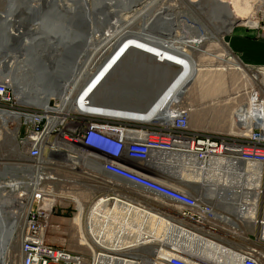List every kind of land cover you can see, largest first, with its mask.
<instances>
[{
	"label": "built area",
	"instance_id": "2783aa9c",
	"mask_svg": "<svg viewBox=\"0 0 264 264\" xmlns=\"http://www.w3.org/2000/svg\"><path fill=\"white\" fill-rule=\"evenodd\" d=\"M252 101L235 110L249 122L245 135H210L190 126L189 110L175 107L170 120L155 117L118 118L84 96L68 107L63 97L51 98L41 107L20 105L10 85L0 82V112L8 113L15 128V142L27 162L25 169L36 179L16 205L22 229L16 237L19 264H95L87 256L47 240L51 217L76 200L80 183L113 195L135 196L139 189L164 202L162 215L185 222L188 235L207 236L212 221L209 204L187 191L167 184L155 162L175 156L181 163L200 169L212 162L225 163L236 172L238 164L253 169L251 179L257 203L251 222L250 246L230 247L239 264H264V98L250 92ZM128 191V192H127ZM20 202V201H19ZM18 212H15L17 214ZM223 248V247H222ZM194 247L169 244L148 264H209L198 258Z\"/></svg>",
	"mask_w": 264,
	"mask_h": 264
},
{
	"label": "bare ground",
	"instance_id": "6f19581e",
	"mask_svg": "<svg viewBox=\"0 0 264 264\" xmlns=\"http://www.w3.org/2000/svg\"><path fill=\"white\" fill-rule=\"evenodd\" d=\"M38 1L40 2V5L32 7L34 4L36 5V0H29L28 3H25V0H15V4L22 5L23 9H19L18 13L13 12V16L6 17V19H12L6 25L7 33L10 37L8 43L9 45L16 46V39L18 37L25 33L36 35L38 32L40 37L37 39L27 40L28 38H24L20 49L37 44L39 47L37 52H40L42 55H46L50 53V50L53 47H55L53 55L55 58H57L62 52V48L56 47L57 40L55 37L56 34L54 33L59 26L55 24L45 27L41 24L25 26L23 23L26 18V14L24 12L25 9H38L43 12L56 10L63 17L65 25H76L77 23L80 24L82 22L84 28L80 33L85 32L87 34V39L84 41V47L79 49V51L74 54L76 57L74 58V65L71 68L69 78L61 85V89L56 96L51 97H63V100L68 107L72 104V96L75 94V98H77L82 93H84V96H87L86 98L93 102V104L104 105L103 97L99 95V90L102 88L103 83L108 79H111L113 86L115 87L129 88L128 86L133 84V82H129V72L131 70V66L123 69L120 73L114 74V70L117 68L118 64H120L128 54L129 65L136 66L142 63L141 66L143 68L141 67V69L144 73H142L140 77L144 81L145 85L149 80L148 74L156 73L158 75L168 77L177 73L178 70L175 68H178V72H181V75L176 79V81L161 95L158 101L155 102L154 109L146 114V118L155 117L168 122L170 120L172 110L175 107H180L179 105L183 103V98L188 86L192 83H199L202 81L203 77L208 74L222 75L225 72L230 71L233 74L243 76V78L248 80L251 85H256L260 92H264V72H251L246 65L247 63L242 62L243 60L241 61V58H237L232 55L226 46L227 43L223 41L221 36H219V34H227L228 32H231L232 25L235 21L239 22L246 19L251 21L254 19V23H256L258 27L257 18H254V15L256 14L252 12L254 9L259 11L262 10V12H264V0H242L238 9L235 8V5L233 6V1L204 0L203 7H201L198 2L196 3L195 0L186 1L188 5L195 8L196 11L200 12L201 10L203 11V9H206L205 21L208 24L209 29L201 35L195 36V34V37L187 38L184 36L186 38H183L182 36V38H179L180 43H172L174 40H169L170 42H166V46H168L167 49H160L137 38L135 36L136 34L129 32L126 28H122L120 25L121 19H113L114 16H117V13L123 12L128 7L127 0H116L113 4L109 0H107L104 4L103 2L98 3L91 0ZM155 1L156 0L144 1L142 4H145L142 7V10L136 13L138 18L141 16L145 17L146 23L144 26H147V28H156L158 25L157 23L161 22V19H163L162 24H167L165 18H163L165 13L164 7L160 9L161 11H156L159 12L158 15L155 13L153 16V11L151 10L150 13L147 12L148 9L152 8ZM24 6L28 8H25ZM8 10L9 9L6 8L5 12H8ZM79 14L80 16H78ZM261 15L264 17L263 14ZM152 16L155 21L149 24ZM232 17H234V19H232ZM174 21L176 25L178 22L176 18ZM166 26H168L165 29L167 30L166 36L173 37V29L171 28L172 25L168 24ZM39 31H42V33ZM69 37L71 38V36ZM176 39L178 40V38H175V40ZM210 39H213L214 43L219 45L221 50V54L216 55L214 59L217 60V63H219L222 68L215 70L203 69L197 64L192 55V53L201 52V45ZM122 45H124V47L127 46V49L118 59L119 63L116 64V61L114 65L105 73V75L103 73L98 76L100 70L107 62L108 56L117 51V49H119ZM136 48L150 54H157L153 57L157 64H154L146 58H137L138 56H136L135 53H131ZM91 66L92 71L88 73L87 71L90 70ZM13 68L14 61L11 59L7 63V70H12ZM16 78L17 77H15L14 80ZM82 78H84L83 81L81 80ZM79 80L82 81L81 84L78 82ZM12 81L13 80L9 76H0V82L6 83L7 85H11ZM134 84H136L134 85L136 87H138V85L139 87L143 86L141 80H139V83ZM151 86H153L152 82L149 83V87ZM247 93L248 92L244 94ZM251 97L250 100L247 99V101L251 102ZM262 97L264 98V96ZM129 100L133 101L137 99L130 98ZM45 102L46 101L44 100H40L39 102L32 104V106L41 107L45 104ZM245 103L240 106H245ZM109 116L118 118L127 117L123 113H109ZM230 117L231 124L236 127V134L233 135H245L250 127L249 122L246 121L244 116L238 113L237 110H235L234 113L231 112ZM9 118L11 120L16 119L8 113L0 112V122L5 123V121H7L5 124L1 125V127L6 131H10L8 124ZM154 162L159 171L162 172V175H164V178L161 180L167 177L166 180H163L167 184H171L193 194L200 202H203V200L210 202L209 206L211 207L213 214L212 221L209 223L207 236H190L188 235V230L183 228V232L181 231V238L178 242H183L186 246L194 247L197 251V257L205 259L209 264H239V257L236 253L220 246L215 243L216 241L212 242L208 238H211L210 236H214L221 239V241L238 240L246 243L247 246H250V242L246 237H243L241 234L237 235L236 233L231 232L232 230L229 231L230 229L228 230V228L238 230V233L240 231V228L236 225V223L230 221L232 219H235V221H237L241 226L245 224H248L249 227L251 226L252 219L254 218V214L256 212L255 205L257 203L255 187L259 183L258 180L251 179L253 169L249 166L238 164L239 169H236V172L233 173L228 170L225 163L221 164L219 162H212L206 168L200 169L192 162H189L187 165L185 163H181L175 156H168L164 158L159 157L158 160ZM169 171L171 172L169 173ZM24 179L29 180V182H24ZM35 181L36 179L34 176L26 173L25 175L20 176L19 181L15 179L7 183H0V229L5 228V230H8L3 244L1 245L0 243L1 264H6L5 255L10 248V241L13 239V233L15 232L13 224L16 223L17 214L10 210V208L12 205L16 207L17 203L18 205L22 203L21 200H23V197L28 195L29 190L26 191L28 185L29 188L33 187ZM170 181H173L174 184L170 183ZM19 187H22L25 192H18ZM3 193H5L6 196H3ZM223 206L227 207L225 210L226 215L218 212ZM237 211L241 214H238ZM161 217L160 230L162 237L164 238L167 234H171L173 232L171 230L172 223L164 216ZM1 231L2 229L0 230V238L2 234ZM190 240H197L199 243H190ZM254 248L264 254L262 249L257 247Z\"/></svg>",
	"mask_w": 264,
	"mask_h": 264
},
{
	"label": "rangeland",
	"instance_id": "374dc122",
	"mask_svg": "<svg viewBox=\"0 0 264 264\" xmlns=\"http://www.w3.org/2000/svg\"><path fill=\"white\" fill-rule=\"evenodd\" d=\"M91 1L99 2L100 0H91ZM156 1L153 4L152 8L148 9L147 12L150 13V10L153 11V16H154L156 11H159L163 7L166 8L163 18H165L167 24H162L163 19H161L160 17L161 22L157 23L159 26L157 25L156 28L150 27V29L148 30H142V27L146 23V19L143 16L138 18V15H136V13L142 10V7L144 6L145 3L135 8L131 12L117 13L116 14L117 16H114L113 19L114 18L121 19L120 25L122 26V28H126V30H128L129 32L136 34L135 36H144L145 38L147 37L148 39H156L159 42H164L165 44L166 42H170L173 40L176 42L173 41L172 43H180L179 38H182V36L183 38L186 37L190 38L201 35L206 31H208L209 26L205 21L206 9H203V11L201 10L200 12L196 11L195 8L188 5V3L186 2L188 0H156ZM195 1L196 3L198 2L201 5V7L204 6V0H195ZM223 1H233L234 2L233 6L235 5V8L238 9L239 5L241 4L240 2L242 0H236V1L223 0ZM5 2L6 0H0V14L2 15H4L3 11H4ZM38 5H40V2L36 0V5L34 4L32 7H37ZM252 13L256 14L254 15V18H257L258 27L256 23H254V19L251 21L249 19H246L244 21L241 20L239 22L235 21V23L232 25L231 32H228L227 34H219V36H221L223 41L227 43L226 46L228 50L231 52V54L236 56L237 58H241V61L243 60L242 62H246L247 64L246 63L245 64L247 65L248 69L251 72L261 73L264 72V38L262 37L264 36V17H262L261 15V14L264 15V12H262V10L259 11L254 9ZM153 16L150 20V22L152 23L155 21L153 20L154 18ZM175 18L178 21L176 25L174 21ZM232 19H234V17H232ZM78 24L79 23H77L76 25ZM168 24L172 25L171 28L173 29V37L166 36L167 30L165 29L166 27H168L166 26ZM233 30H238V31L232 32ZM239 32H242V34L244 35L243 40L238 39L237 34ZM232 37L234 38V40L232 44H229L228 40ZM175 38H178V40L177 39L175 40ZM246 42H250L255 45H252L251 48H248ZM236 45L245 49L247 51L246 55L236 53L234 51ZM200 50L201 52L192 53L198 65H200L203 69L215 70L222 68L220 64L217 63V60L214 59L216 55L221 54V50L219 48V45L214 43L213 39H210L209 41L203 43L201 45ZM91 71H92V66L90 67V70H88L87 72L90 73ZM214 75H210V74L205 75L202 81H200L199 83H192L191 85H189L184 95L183 103L179 106L189 110L190 126L194 130L206 132L210 135L236 134V127L231 124V117H230L231 112L234 113L237 106H240L241 104L245 103L247 99L250 100L252 94L249 92H257L261 96H264V92L263 91L260 92L259 88L256 85H251V83L248 80H246L245 78H243V76L239 74H233L230 71H227L222 75L216 74L215 75L216 77ZM220 77L222 78L224 77V78L222 79ZM81 80L83 81L84 78H82ZM81 80L78 81L80 84L82 82ZM246 92L248 93L244 94ZM6 122L7 121H5V123ZM5 123L0 122V183H7L15 179L19 181L21 175H25L26 173L30 174L25 169L27 162L24 158L23 152L20 150V148L15 142V128L10 127V131H6L4 128L1 127V125ZM170 172L171 171H169V173ZM23 181L29 182V180L27 179H24ZM170 183L174 184L173 181H170ZM28 188L29 185L26 191L31 189ZM19 191L25 192L22 187H19L18 192ZM2 195L6 196L5 193H3ZM203 201L210 205L209 201L207 200H203ZM226 209L227 207L223 206L221 210H219L218 212L220 214L226 215L225 213ZM10 210H12L13 212H18L17 207H15L14 205L11 206ZM237 213L241 214L238 211ZM16 217H17L16 223L13 224V228L15 231V232L13 231L14 232L13 239L10 241V245H9L10 248L5 255L6 257L5 259L7 260V261L5 260L6 264H19V257H18L19 244L17 242L16 237L19 235L22 229V217L20 215V212L17 213ZM62 221H63L62 224H66V222H68L67 220H62ZM230 221L236 223V225L240 228V231L238 233L237 232L238 230H235L233 228H228V230L230 229L229 231L232 230L231 232H234L237 235L241 234L243 235V237L251 239L252 230L248 224L241 226L237 221H235V219H232ZM210 237L211 238L208 239H210L212 242L216 241L215 243L225 247L228 250H232L230 247L235 245H238V248L240 250L247 247L246 243L238 240L221 241V239L216 238L214 236H210ZM47 239L56 240L51 243L57 246L60 245L59 243H63L62 242L63 240L68 241L70 238L64 237L57 232L52 233V231H48ZM194 242L199 243V241L197 240H190V243H194Z\"/></svg>",
	"mask_w": 264,
	"mask_h": 264
},
{
	"label": "water",
	"instance_id": "95a60500",
	"mask_svg": "<svg viewBox=\"0 0 264 264\" xmlns=\"http://www.w3.org/2000/svg\"><path fill=\"white\" fill-rule=\"evenodd\" d=\"M106 1L107 0H100L98 3L103 2L104 4ZM109 1L112 4L116 2V0ZM144 1L146 0H127L128 7L123 12L133 11ZM26 2L28 3L29 0H25V3ZM22 7V5L15 4V0H6L3 13L6 8L9 10L8 12H5L4 15L0 14V76L11 77L13 81L10 88L20 105L32 106V104L39 102L40 100L46 101L44 104L46 105L51 97L56 96L61 89V85L69 78L71 68L74 65V54L84 47V41L87 39V34L85 32L80 33L84 28L82 22L78 25H65L63 17L56 10L43 12L38 9H25L24 12L26 18L23 21L25 26L34 24H41L44 27L51 24L59 26L54 33L56 34L55 37L57 40L56 47L62 48V52L57 58H55L53 56L55 47H53L50 50V53L46 55L37 52V49L39 48L37 44L20 49L24 38H28L27 40L37 39L40 37L38 32L36 35L25 33L16 39V46L9 45L8 41L10 37L7 33L6 25L10 22V19H6V17L13 16V12L18 13L19 9H23ZM24 7L28 8L26 6ZM158 14L159 12H156V15ZM78 16H80V14ZM151 23L152 22L149 24ZM142 29L148 30L150 28L143 26ZM40 33H42V31ZM69 36H71V38ZM136 37L152 46L160 49H167L164 42H159L156 39H148L144 36ZM124 45L108 56V60L100 70L98 76L103 73L105 75V73L123 55L127 49V46L124 47ZM131 53H135L139 58H146L154 64H157L153 59V55L148 52L136 48ZM127 56L120 64H118L117 68L114 70V74L120 73L123 69L131 66L129 82H133V86L131 85V87L129 85V88L115 87L113 86L111 79L106 80L103 83L102 88L99 90V95L103 97L104 105H96L104 107L108 113H123L127 116L126 118L131 119L141 117L152 111L155 102L158 101L161 95L176 81L181 75V72H178L179 69L175 68L178 70L177 73L168 77L156 73L148 74L149 80L145 85L140 77L141 74L144 73L141 69L142 63L136 66L129 65V56ZM11 59L14 61V68L12 70H7V63ZM15 77L17 78L14 80ZM139 80H141L143 86H134L136 85L134 83H138ZM150 82L153 83V86L151 87H149ZM130 98L137 99L138 101H130ZM1 229L2 234L0 243L2 245L6 239L8 230H5V228Z\"/></svg>",
	"mask_w": 264,
	"mask_h": 264
},
{
	"label": "crops",
	"instance_id": "0c3cea01",
	"mask_svg": "<svg viewBox=\"0 0 264 264\" xmlns=\"http://www.w3.org/2000/svg\"><path fill=\"white\" fill-rule=\"evenodd\" d=\"M237 35L243 40L242 32ZM233 40L230 38L229 44ZM246 44L248 48L255 45ZM234 51L247 53L237 45ZM78 190L75 202L51 217L48 231L70 238L58 246L83 254L95 264H148L159 252L165 253L167 245H184L178 241L183 228H188L186 223L177 217L164 216L172 223L173 232L163 238L160 218L167 206L141 190L132 188L137 191L135 196H116L104 189L91 190L82 183ZM62 220L68 222L62 224ZM47 240L50 244L56 241Z\"/></svg>",
	"mask_w": 264,
	"mask_h": 264
},
{
	"label": "flooded vegetation",
	"instance_id": "af4514ba",
	"mask_svg": "<svg viewBox=\"0 0 264 264\" xmlns=\"http://www.w3.org/2000/svg\"><path fill=\"white\" fill-rule=\"evenodd\" d=\"M138 44H141V43H138ZM138 44H136V45H138ZM142 45H143V44H142ZM139 48H140V47H139ZM152 55H153V57H154V56H156L157 54L154 53V54H152ZM157 58H158V57H157ZM118 63H119V61L117 60V63H116V64H118Z\"/></svg>",
	"mask_w": 264,
	"mask_h": 264
}]
</instances>
